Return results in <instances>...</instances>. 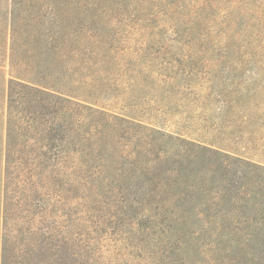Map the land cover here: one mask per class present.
<instances>
[{
	"label": "trees",
	"instance_id": "obj_1",
	"mask_svg": "<svg viewBox=\"0 0 264 264\" xmlns=\"http://www.w3.org/2000/svg\"><path fill=\"white\" fill-rule=\"evenodd\" d=\"M120 1L115 26L128 20L134 32L145 29L146 44L171 48L177 42L165 28L158 29L157 38L149 34L159 17L138 12L140 0ZM77 2L12 0L11 77L3 85L7 127L0 264H100L109 234L118 236L112 240L122 250L133 249L132 244L164 248L177 231L187 232L182 222L202 217L240 240L247 258L239 261L264 264V167L189 141L149 115L106 120L101 127L114 133L93 142L82 136L89 122L98 131L97 120L107 112L88 106L81 123L82 106H72L50 80L64 52L56 48L54 34L83 15L78 6L73 9ZM44 3L51 11L46 23L37 18ZM85 159L93 168H82ZM252 205L257 208L251 210ZM252 250L261 252L259 262L258 256L248 258ZM170 255H164L163 264H169ZM115 259L112 255L108 261Z\"/></svg>",
	"mask_w": 264,
	"mask_h": 264
},
{
	"label": "rangeland",
	"instance_id": "obj_2",
	"mask_svg": "<svg viewBox=\"0 0 264 264\" xmlns=\"http://www.w3.org/2000/svg\"><path fill=\"white\" fill-rule=\"evenodd\" d=\"M87 1L78 0L73 9L78 6L83 15L65 22L62 31L54 34L56 48L64 52L50 79L75 103L72 106H82L81 123L88 106L107 112L97 120L98 131L90 122L85 126L84 138L93 142L100 135L114 133L101 127L106 120L124 114L149 115L156 125L169 126L189 141L264 167V0H140L135 8L138 12L159 17L149 25V34L157 38L160 28L176 34L177 42L171 48L146 44V30L138 27L134 32L128 20L115 26L113 17L123 7L120 0ZM11 9L12 0H0V225L7 127L3 85L11 77ZM40 11L38 17L36 11L32 14L46 23L50 6L44 3ZM83 163V167H74L93 168L94 163L86 159ZM256 208L252 205L251 210ZM191 220L182 222L187 232L174 228L177 233L164 248H137L131 243L133 249L122 250L120 242L112 240L118 236L109 234L111 239L101 248L100 264H163L168 253L169 264H180V257L186 264L190 259L193 264H246V260L239 261L247 257L237 237L226 236V229L211 219ZM112 255L118 259L109 262ZM252 256H258L259 262L261 252L252 250L248 258ZM233 259L237 261L232 263Z\"/></svg>",
	"mask_w": 264,
	"mask_h": 264
}]
</instances>
